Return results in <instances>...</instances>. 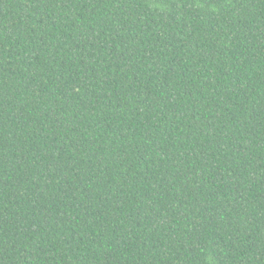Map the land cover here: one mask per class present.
<instances>
[{
	"label": "trees",
	"instance_id": "16d2710c",
	"mask_svg": "<svg viewBox=\"0 0 264 264\" xmlns=\"http://www.w3.org/2000/svg\"><path fill=\"white\" fill-rule=\"evenodd\" d=\"M0 264H264V0H0Z\"/></svg>",
	"mask_w": 264,
	"mask_h": 264
}]
</instances>
